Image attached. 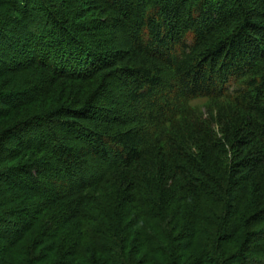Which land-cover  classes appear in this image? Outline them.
<instances>
[{
    "label": "trees",
    "instance_id": "trees-1",
    "mask_svg": "<svg viewBox=\"0 0 264 264\" xmlns=\"http://www.w3.org/2000/svg\"><path fill=\"white\" fill-rule=\"evenodd\" d=\"M53 2L0 0V264H264V0Z\"/></svg>",
    "mask_w": 264,
    "mask_h": 264
},
{
    "label": "rangeland",
    "instance_id": "rangeland-1",
    "mask_svg": "<svg viewBox=\"0 0 264 264\" xmlns=\"http://www.w3.org/2000/svg\"><path fill=\"white\" fill-rule=\"evenodd\" d=\"M53 5H59L60 10H62V12L65 14H67V12H70L69 8L66 6L65 0H54ZM22 38H24V36ZM190 106L192 108L198 109L201 113H203L205 115L208 114V109L210 108L209 104L206 100L196 101V102L190 104Z\"/></svg>",
    "mask_w": 264,
    "mask_h": 264
}]
</instances>
